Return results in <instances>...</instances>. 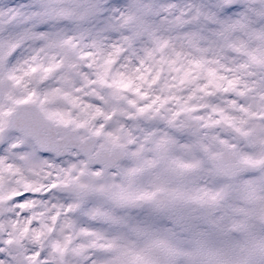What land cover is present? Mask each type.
<instances>
[{
    "label": "snow or ice",
    "instance_id": "snow-or-ice-1",
    "mask_svg": "<svg viewBox=\"0 0 264 264\" xmlns=\"http://www.w3.org/2000/svg\"><path fill=\"white\" fill-rule=\"evenodd\" d=\"M0 264H264V0H0Z\"/></svg>",
    "mask_w": 264,
    "mask_h": 264
}]
</instances>
